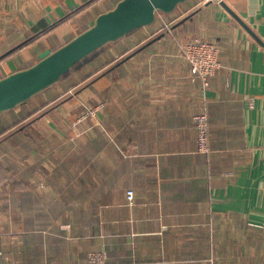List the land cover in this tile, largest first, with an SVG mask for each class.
I'll list each match as a JSON object with an SVG mask.
<instances>
[{
  "label": "crops",
  "instance_id": "crops-1",
  "mask_svg": "<svg viewBox=\"0 0 264 264\" xmlns=\"http://www.w3.org/2000/svg\"><path fill=\"white\" fill-rule=\"evenodd\" d=\"M118 1L0 0V77ZM226 1L264 41V0ZM196 36L221 49L206 91L181 51ZM81 70L32 110L0 115L5 264H88L93 249L105 264H264V45L220 3L188 0ZM72 83L71 98L52 100ZM97 103L98 119L76 136L81 105ZM203 110L209 153L197 150L192 120Z\"/></svg>",
  "mask_w": 264,
  "mask_h": 264
},
{
  "label": "water",
  "instance_id": "water-1",
  "mask_svg": "<svg viewBox=\"0 0 264 264\" xmlns=\"http://www.w3.org/2000/svg\"><path fill=\"white\" fill-rule=\"evenodd\" d=\"M188 0H119L117 4L100 13L94 24L60 47L47 48L31 66L16 70L0 78V113L19 104L57 83L82 59L121 37L144 26L153 24L159 13H170ZM220 3L264 45L226 0Z\"/></svg>",
  "mask_w": 264,
  "mask_h": 264
},
{
  "label": "built area",
  "instance_id": "built-area-1",
  "mask_svg": "<svg viewBox=\"0 0 264 264\" xmlns=\"http://www.w3.org/2000/svg\"><path fill=\"white\" fill-rule=\"evenodd\" d=\"M163 13H159L160 16ZM169 27V24H167ZM182 55L190 67L193 80H199L202 88L206 91L210 88L211 79L221 69L220 45L218 42L196 36L181 44ZM104 103L96 105H84L82 112L71 121V127L75 130V135H82L86 129L83 124L90 117L98 119ZM193 123L197 131V150L202 153H209L212 149L210 137V119L206 110L196 112L192 115ZM99 124V121L96 122ZM127 202L134 205L136 202V193L133 188L127 190ZM107 253L104 250L90 252L88 264H105ZM7 257L0 251V264H5Z\"/></svg>",
  "mask_w": 264,
  "mask_h": 264
},
{
  "label": "rangeland",
  "instance_id": "rangeland-1",
  "mask_svg": "<svg viewBox=\"0 0 264 264\" xmlns=\"http://www.w3.org/2000/svg\"><path fill=\"white\" fill-rule=\"evenodd\" d=\"M83 67V66H82ZM82 67H80L79 69H77V70H75L74 72H73V74L76 72V73H78V74H80L81 76L79 77V79L80 80H83L84 79V73L82 72V70H81V68ZM79 70H81V71H79ZM78 71V72H77ZM71 75L70 77H69V79L70 80H75V78H73L74 77V75ZM68 79V78H67ZM66 79V81H68ZM66 81L65 82H63V84H65L66 83ZM69 83V82H68ZM62 84V85H63ZM80 87V86H79ZM47 89H49V88H46V89H44L43 91H41L40 93H38V94H36L35 96H33V97H31L30 99H28L27 101H24L23 103H21V104H19L18 106H16L15 108H13V109H11V110H8V111H12L11 113V115H15V114H22V113H25V112H27V111H30V110H32V108H34V107H36V105L38 104V103H40V100H42L43 98H45V96H44V93H46L45 91L47 90ZM48 91H51V90H48ZM75 93V89H72V90H70V91H66L65 90V92L64 93H61L58 97H54L52 100H54V101H61V100H63V99H66L67 97H69L70 95H73ZM83 109H84V104L83 105H81V111H79L77 114H76V116H75V118L78 116V114L80 113V112H82L83 111ZM13 111H15V112H13ZM17 111H19V112H17ZM6 113V111L5 112H2V114L0 113V115H3V114H5ZM10 116V115H9ZM2 117H4V116H0V126L1 127H3L4 126V120L5 119H2ZM74 118V119H75ZM16 128V127H15ZM93 251H100V250H98V249H93V250H91V251H89V253H88V257H87V261H88V258H89V254H90V252H93Z\"/></svg>",
  "mask_w": 264,
  "mask_h": 264
},
{
  "label": "trees",
  "instance_id": "trees-1",
  "mask_svg": "<svg viewBox=\"0 0 264 264\" xmlns=\"http://www.w3.org/2000/svg\"><path fill=\"white\" fill-rule=\"evenodd\" d=\"M72 38H70L69 40H71ZM68 40V41H69ZM104 47H105V45L104 46H102L101 48H99V49H97L96 51H94L93 53H91L90 55H88L86 58H84V59H82L81 61H79L72 69H71V71L70 72H68L67 74H65L58 82H65L66 81V79L68 80V81H66V83H68L69 82V77L73 74V72L75 71V70H77V69H79L80 67H82L87 61H89L91 58H93L94 56H96L102 49H104ZM0 78H2V77H0ZM54 85V84H53ZM76 84H74V83H72L71 84V86L70 87H68L67 88V90L66 91H70V90H72L73 89V86H75ZM72 97V95H70L69 96V98H71ZM68 98V99H69ZM36 112H38V110H35V111H33L31 114H34V113H36Z\"/></svg>",
  "mask_w": 264,
  "mask_h": 264
}]
</instances>
